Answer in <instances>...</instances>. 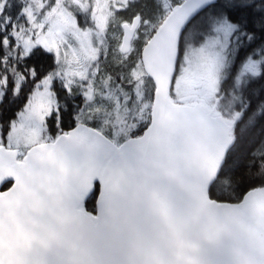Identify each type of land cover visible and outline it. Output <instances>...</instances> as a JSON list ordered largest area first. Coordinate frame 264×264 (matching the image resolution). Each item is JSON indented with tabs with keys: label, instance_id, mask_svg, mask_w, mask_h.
<instances>
[{
	"label": "water",
	"instance_id": "obj_1",
	"mask_svg": "<svg viewBox=\"0 0 264 264\" xmlns=\"http://www.w3.org/2000/svg\"><path fill=\"white\" fill-rule=\"evenodd\" d=\"M217 1L176 4L143 47L155 90L141 135L117 144L80 122L22 159L0 145V264H264V186L210 196L235 123L172 98L182 36ZM141 20L123 23V54Z\"/></svg>",
	"mask_w": 264,
	"mask_h": 264
},
{
	"label": "rangeland",
	"instance_id": "obj_2",
	"mask_svg": "<svg viewBox=\"0 0 264 264\" xmlns=\"http://www.w3.org/2000/svg\"><path fill=\"white\" fill-rule=\"evenodd\" d=\"M24 1L17 14L19 20L14 24L13 35L17 42L13 54L18 52L20 48L16 47L19 46L23 55L36 47L63 53L58 56V66L37 84L24 108L11 122L5 144L0 134V145L19 149L25 154L33 145L55 140L48 119L59 107L53 90L57 78L68 92L81 99L77 113L80 122L97 125L116 143L120 142L121 134L127 136L136 129L135 124L151 120L154 94L142 80V69L128 66V80L120 72L125 63L131 65V53L135 46L133 41L128 54L120 50L122 25L126 21L122 20L118 11L137 0ZM161 1L163 7L171 11L172 0ZM8 2L0 0V15ZM9 20L8 17L6 21ZM233 30L230 23L221 21L213 34L197 48L185 50L174 80L173 100L189 103L187 101L193 94L203 93V89L196 91L194 87L201 82L209 88L204 100L208 107L204 106L215 111L214 103L227 63V46ZM188 38L191 39L192 35L189 34ZM244 68V72H257L259 61H250ZM201 77L204 79L201 80ZM58 119L54 127L56 132L59 131ZM135 119L139 122L135 123Z\"/></svg>",
	"mask_w": 264,
	"mask_h": 264
},
{
	"label": "trees",
	"instance_id": "obj_3",
	"mask_svg": "<svg viewBox=\"0 0 264 264\" xmlns=\"http://www.w3.org/2000/svg\"><path fill=\"white\" fill-rule=\"evenodd\" d=\"M182 1L172 0L171 7ZM24 3V0H9L0 15V81L6 78L12 83H0V91L2 90L3 95L17 97L15 102L7 98L0 99V134L3 144L6 142L11 122L24 108L37 84L54 67L51 53L42 47L34 48L26 57L20 46L16 47L20 48L16 54L6 51L8 47L15 48L17 39L13 35V29L19 20L17 14ZM169 11L163 7L161 0H137L136 3L132 1L131 5L118 11L122 20L128 22L138 14L142 16L140 29L134 39L135 48L131 53L132 63H125L126 66L120 67V72L128 80V66L142 69V80L151 89L152 95L155 85L144 71L141 53ZM8 17L10 20L6 21ZM221 21L230 23L234 30L227 46V63L214 107L228 122L234 121L232 136L235 142L227 153L218 178L210 188V196L218 201L239 202L249 190L264 186V0H219L211 5L186 28L180 43V62L185 50L197 48L213 34ZM189 34L192 35L191 39L188 38ZM250 61H259L257 72H244V66ZM29 75L31 81L27 82ZM58 86L60 109L48 119L54 139L80 122L77 113L81 99L68 92L62 83L59 82ZM237 111L241 114L235 119ZM57 119L60 120L58 132L54 128ZM134 122L139 121L135 119ZM142 122L135 124L136 129L127 136L121 134L119 141L141 135L150 121ZM93 126L97 127L95 124ZM106 132L112 135L111 131ZM10 185L11 183H6L3 189ZM98 191L99 186L96 184V190L86 204L91 212H96Z\"/></svg>",
	"mask_w": 264,
	"mask_h": 264
},
{
	"label": "flooded vegetation",
	"instance_id": "obj_4",
	"mask_svg": "<svg viewBox=\"0 0 264 264\" xmlns=\"http://www.w3.org/2000/svg\"><path fill=\"white\" fill-rule=\"evenodd\" d=\"M135 17V16H134ZM133 17V18H134ZM133 21V19L130 21V23ZM142 22V21H141ZM140 26H141V23H140ZM140 26H139V28H138V30L137 31H139V29H140ZM123 34H124V30H123ZM136 34H137V32H136ZM135 34V35H136ZM123 37V36H122ZM43 49H45L44 47H42ZM13 48H11V47H8L7 48V50L6 51H8V52H13ZM46 50V49H45ZM46 51H48L49 53H51V55H52V57H53V63H54V67H53V69L50 71V72H52L57 66H58V61H59V57L58 56H61V54L63 53V52H58L56 49L55 50H53V51H50V50H46ZM58 54V55H57ZM68 55V54H67ZM25 57H26V55H25ZM49 72V73H50ZM48 73V74H49ZM47 74V75H48ZM46 75V76H47ZM45 76V77H46ZM25 77H26V75H25ZM204 79V77H201V80H203ZM5 80V81H4ZM31 81V79H30V75L27 77V82H30ZM5 82V84H8V85H10V84H12L11 82H10V80H8V79H6V78H4L3 80H1L0 81V83H4ZM59 82H60V80H58V78L57 79H55V81H54V86H53V90H54V92H55V94L56 95H58V92H57V90L60 88L59 86H58V84H59ZM195 89H196V91H198L199 89H203V93H200V94H193L192 96H191V100H189V101H187V102H189V103H200V104H203V105H206L207 106V104L208 103H206L204 100H205V98H206V96H208V87L207 86H203V83H201V82H199V83H197V84H195ZM214 97H215V94H214ZM1 98H7V99H11L12 101H16L17 100V97H14V96H11V95H3L2 94V90L0 91V99ZM207 101H210V100H207ZM208 107V106H207ZM59 109H60V105H59V107H58V110H56L55 112H54V114L53 115H56L57 114V112L59 111ZM236 118L235 119H238L239 118V114H240V112L239 111H237L236 112ZM52 116V115H51ZM50 116V117H51ZM24 156V154H21V156H20V159H22V157Z\"/></svg>",
	"mask_w": 264,
	"mask_h": 264
}]
</instances>
